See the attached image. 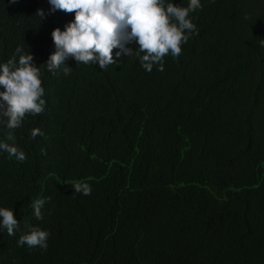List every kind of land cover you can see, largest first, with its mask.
<instances>
[{"label": "trees", "instance_id": "16d2710c", "mask_svg": "<svg viewBox=\"0 0 264 264\" xmlns=\"http://www.w3.org/2000/svg\"><path fill=\"white\" fill-rule=\"evenodd\" d=\"M230 1L223 0L224 6ZM177 5L187 7L188 3ZM20 9V2L3 1L0 5V63L7 62L11 52L23 45L20 20L27 23L28 19L9 14L17 15ZM253 33L262 34L263 25L245 37ZM250 42L238 53L214 57L209 53L197 63L190 54L191 67L185 69L184 77L193 114L171 127L151 124L149 116L132 115L134 103L146 98L161 77L159 72L128 81L122 98L127 102L125 109L120 108L104 78L94 79L92 96L81 104L62 88H45V111L55 108L59 112L27 115L22 126L14 130L15 144L27 159L21 163L0 152V207L12 209L19 222L13 236L0 229V264H264V160L257 147L263 144L248 140L255 130L251 117L245 114L240 121L230 118L223 145H209L196 165L176 164L182 155L197 149L209 121L234 115L230 101L236 109L241 106L245 85L213 84L209 74L217 65L233 76L224 61L237 53L233 66L238 69L251 58V48L264 61V53ZM33 128L40 129L42 135L30 139ZM7 131L0 122V141L11 143L6 140ZM218 149L222 159L215 174L205 161ZM107 152L113 160L108 165L103 161ZM145 165L146 169L142 168ZM180 178L189 184H184L188 201L194 199L192 189L201 184L196 202L186 207L182 216H178L181 203L172 188ZM88 179L91 197L74 192L70 183H86ZM241 183L258 194L261 203L251 195L245 212L233 221V197ZM100 192V201L95 203L92 197ZM46 197L51 200L42 209L43 219L37 220L32 202ZM195 219L194 228H188L186 222ZM212 221L221 224L212 230ZM26 225L49 231L46 251L17 245L19 236L28 231Z\"/></svg>", "mask_w": 264, "mask_h": 264}, {"label": "clouds", "instance_id": "9594fccd", "mask_svg": "<svg viewBox=\"0 0 264 264\" xmlns=\"http://www.w3.org/2000/svg\"><path fill=\"white\" fill-rule=\"evenodd\" d=\"M3 1L7 4L20 2L19 13L9 14L28 19L27 23L20 20L23 45L11 52L12 57L7 62L0 63V86L3 88L0 91V122L8 129L6 140L11 141H0V152H6L9 158L14 157L21 163L27 157L15 144L14 130L22 126L27 115L59 112L55 108L45 111L48 108L45 88H62L81 104L82 100L92 96L94 79L104 78L109 82L108 89L112 88L115 93L120 108L125 109L127 102L122 98L128 81L144 73L159 72L161 77L154 82L146 98L134 103L132 115L135 118L149 116L151 124L171 127L193 114L184 77L185 69L191 67L188 62L191 53L193 63H197L209 53L212 57L220 53H238L240 48H248V41L264 53V19H261L264 0H232L226 6L223 0H0V5ZM181 1L188 3L187 7L178 6ZM259 25H263L262 34L245 37ZM201 48L203 52L198 51ZM251 50V58L243 61L238 69L233 66L237 53L224 61L233 76L217 65L210 70L213 84L224 86L240 82L245 85L241 106L236 109L234 101H230L228 106L234 110V115L209 121V128L197 149L182 155L176 164L192 162L196 165L209 145H223L230 118L240 121L245 114L255 125L248 140L263 144L257 147L264 160V61L255 49ZM38 135H42L40 129L33 128L30 139ZM41 151L44 153L43 149ZM147 152L154 153V150ZM220 159L218 149L205 161L211 172L218 174ZM103 161L107 165L113 161L108 152ZM142 168L146 169V165ZM42 170L43 163L37 170L39 178ZM149 174L152 177V173ZM185 183L180 178L172 184L181 203L178 216L196 202V190L201 185L192 189L194 199L188 201L184 197ZM70 184L74 186V192L86 197L91 195L90 179L86 183ZM101 195L100 192L92 197L95 203L100 201ZM251 195L256 196L260 205L261 198L247 184L235 188L233 221L245 212L246 201ZM50 200L51 197H46L32 202L37 220L43 219L42 209ZM191 214L197 216V212ZM196 222L197 219L186 222L187 227L194 228ZM220 224L212 221L211 228ZM25 227L28 231L19 236L17 245L46 251L49 231L39 226ZM18 228L19 222L12 209L0 207V229H6L7 234L13 236Z\"/></svg>", "mask_w": 264, "mask_h": 264}]
</instances>
